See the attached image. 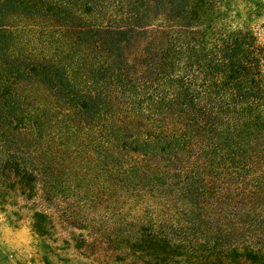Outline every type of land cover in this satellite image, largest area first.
I'll return each instance as SVG.
<instances>
[{
  "label": "trees",
  "instance_id": "16d2710c",
  "mask_svg": "<svg viewBox=\"0 0 264 264\" xmlns=\"http://www.w3.org/2000/svg\"><path fill=\"white\" fill-rule=\"evenodd\" d=\"M232 1L0 0V207L127 264H264L259 2Z\"/></svg>",
  "mask_w": 264,
  "mask_h": 264
},
{
  "label": "rangeland",
  "instance_id": "374dc122",
  "mask_svg": "<svg viewBox=\"0 0 264 264\" xmlns=\"http://www.w3.org/2000/svg\"><path fill=\"white\" fill-rule=\"evenodd\" d=\"M241 6L244 0H233ZM255 10L239 12L233 25L247 27L260 44H264V0ZM23 198L0 207V264H127L120 248L110 243L99 248L83 246L79 233H86L77 223H58L39 234L32 226L31 210Z\"/></svg>",
  "mask_w": 264,
  "mask_h": 264
}]
</instances>
